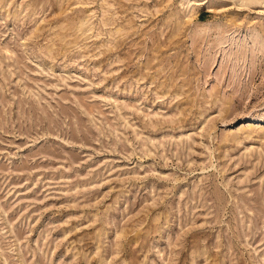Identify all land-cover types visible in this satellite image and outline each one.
Returning <instances> with one entry per match:
<instances>
[{
	"label": "rangeland",
	"instance_id": "obj_1",
	"mask_svg": "<svg viewBox=\"0 0 264 264\" xmlns=\"http://www.w3.org/2000/svg\"><path fill=\"white\" fill-rule=\"evenodd\" d=\"M0 264H264V0H0Z\"/></svg>",
	"mask_w": 264,
	"mask_h": 264
},
{
	"label": "bare ground",
	"instance_id": "obj_2",
	"mask_svg": "<svg viewBox=\"0 0 264 264\" xmlns=\"http://www.w3.org/2000/svg\"><path fill=\"white\" fill-rule=\"evenodd\" d=\"M240 1L244 2L245 0H240Z\"/></svg>",
	"mask_w": 264,
	"mask_h": 264
}]
</instances>
